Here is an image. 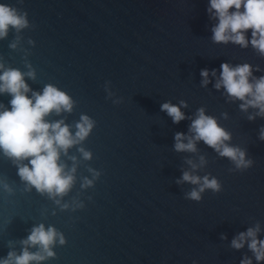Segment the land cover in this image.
<instances>
[{
  "label": "water",
  "instance_id": "1",
  "mask_svg": "<svg viewBox=\"0 0 264 264\" xmlns=\"http://www.w3.org/2000/svg\"><path fill=\"white\" fill-rule=\"evenodd\" d=\"M0 3L27 11L30 25L0 40V62L22 72L30 64L36 79L26 80L33 91L54 84L73 98L72 113H53L50 120L64 119L73 133L82 114L96 121L88 139L61 161L70 169L75 156L79 164L76 182L60 205L35 188L28 191L17 166L0 150V258L21 251L33 226L44 224L63 233L66 243L57 241L56 257L42 264H240L246 255L256 264L247 246L238 251L231 241L257 223L264 239V141L259 139L264 118L249 120L256 110L244 112L240 101H229L223 89L214 88L216 77L202 87L200 72L216 69L218 76L222 63H249L259 66L256 77L264 76V56L251 45L213 43L216 21L207 12L209 0ZM247 35L251 39V31ZM108 81L112 99L105 90ZM11 98L0 95V103L10 108ZM180 100L187 101L182 111L189 117L200 107L215 116L231 132V143L247 150L253 167L230 171L231 162L202 141L198 154L176 152L175 133L187 134L191 120L175 124L161 105ZM81 146L93 153L91 160L83 159ZM199 155L208 163L198 174L211 173L223 190H209L196 202L185 199L193 186L176 180L189 168L186 159L198 162ZM89 168L101 175L85 189L83 179L93 178Z\"/></svg>",
  "mask_w": 264,
  "mask_h": 264
},
{
  "label": "clouds",
  "instance_id": "2",
  "mask_svg": "<svg viewBox=\"0 0 264 264\" xmlns=\"http://www.w3.org/2000/svg\"><path fill=\"white\" fill-rule=\"evenodd\" d=\"M23 3V0H20ZM207 12L216 23L212 26L211 39L215 44L229 43L247 49L249 45L260 56H264V0H209ZM29 19L27 11H22L7 3H0V40L5 39L11 30L20 33L28 28ZM251 31V39L248 32ZM19 39V37H18ZM31 42V41H30ZM17 43L10 47L15 49ZM28 72L20 69L5 67L0 62V95H10V108L0 103V150L17 166L18 175L26 184L27 190L35 188L41 194H47L56 204L60 205L63 197L68 195L76 182V172L79 160L71 156L73 161L69 169L66 162H61L64 156L69 155L70 149L82 145L88 139L96 121L86 114H82L75 124V133L72 125L64 119L50 120L55 113H72L76 102L64 90L54 84H47L42 91H33L27 83L26 77L36 79L35 69L27 65ZM260 71L259 66L243 63L232 65L222 63L217 76L216 69H202L201 86L207 88L212 82L210 77H216L214 88L223 89L231 102L240 101V109L248 112L255 109L248 119L254 121L257 116L264 118V76L256 77L254 72ZM108 98L115 95L111 91V82L105 84ZM121 99L113 100L120 104ZM187 101L180 100L178 104L171 101L161 105L175 124L189 119L188 133H175L174 150L179 153L198 154V143L203 142L213 149L221 158H227L234 166L230 171L244 172L254 165V160L248 157L247 150L231 143L232 134L222 127L215 116L207 114L205 107H200L194 118L185 114L182 109L188 108ZM227 118V114H224ZM259 139L264 141V127H261ZM84 160L93 158V153L84 147H79ZM26 162V163H25ZM189 165L183 170L182 177L176 180L177 184H190L193 187L185 193V199L200 202L203 194L209 190L219 193L223 190L221 181L212 176L199 175L200 169L207 166V158L199 155L198 162L188 158ZM93 178L85 177L82 188L92 187L101 173L89 168ZM5 191L12 193L8 184H3ZM60 197L61 199H57ZM68 204L62 208L67 209ZM77 207L83 208L82 203ZM262 228L259 223L249 227L246 231L238 233L231 241V247L241 250L245 246L255 257L256 264H264V239H260ZM227 239V236H222ZM57 241L60 245L66 243L65 236L54 226L39 224L33 226L30 234L20 243L22 250L9 251L8 255L0 258V264H42L56 257L53 251ZM10 248L13 242H9ZM37 249L33 252L30 249ZM195 264V262H194ZM240 264H254L252 257L244 256Z\"/></svg>",
  "mask_w": 264,
  "mask_h": 264
}]
</instances>
